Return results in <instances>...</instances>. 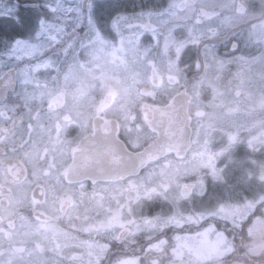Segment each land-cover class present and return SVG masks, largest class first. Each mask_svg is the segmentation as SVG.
<instances>
[{
	"label": "snow or ice",
	"instance_id": "snow-or-ice-1",
	"mask_svg": "<svg viewBox=\"0 0 264 264\" xmlns=\"http://www.w3.org/2000/svg\"><path fill=\"white\" fill-rule=\"evenodd\" d=\"M227 37L231 60L214 48ZM201 50L218 73L237 65L236 86L226 93L219 74L193 85L198 97L208 88L212 110L187 114L198 121L189 168L175 96L161 98L187 94L181 65ZM253 75L264 79V8L243 0H140L132 11L123 0H0V264H160L165 254L170 264H216L233 250L225 233L185 225L235 222L257 202L187 215L178 203L204 191L203 172L223 182L245 163L238 153L264 151V121L234 119L264 112V91L246 89ZM105 160L116 167L98 181ZM190 174L196 185L183 182ZM253 177L264 183V163L245 170ZM248 232L264 234V216ZM249 251L264 254V242Z\"/></svg>",
	"mask_w": 264,
	"mask_h": 264
},
{
	"label": "clouds",
	"instance_id": "clouds-1",
	"mask_svg": "<svg viewBox=\"0 0 264 264\" xmlns=\"http://www.w3.org/2000/svg\"><path fill=\"white\" fill-rule=\"evenodd\" d=\"M147 2V0H145ZM240 0H237L239 3ZM246 5L249 4L256 6V12L258 13L264 8V0H243ZM241 28L238 27L236 32H240ZM230 37L218 40L214 42L215 53L218 57L231 60L230 52L233 51L228 48L227 40ZM241 52L254 53L259 55L260 52L250 46H241ZM241 53H236L240 55ZM195 63L196 67H193ZM183 75L186 79L182 80V86L186 91V95H176L180 88H172L165 92L162 100H167L173 96L176 99V125L173 127V131L178 133L179 127L184 128L185 147L182 151L184 158V164L186 167H191L194 163L192 160V152L195 150V145H189L188 141L195 139L196 132L198 130V121L193 116V120L190 124L187 123L186 117L189 112L194 113L197 108H202L206 111H211L210 107V93L207 87L201 90V95L198 97L195 94L193 85L196 84L205 74L209 77H215L217 74L221 76V79L214 81L219 87L223 88L226 93H230L231 89L236 86V81L233 78V74L237 71V65L235 63H229L225 66L222 72L218 73L216 63L209 57L205 60L203 50L196 57L195 61L188 64L181 65ZM246 89L250 90L254 95L264 91V79H261L257 75H253L249 78V82L246 84ZM234 119L240 121H264V112L254 111L250 114H240ZM143 124V121H141ZM135 137V132L132 134ZM145 137H151L155 139L153 134L149 131L145 125L144 133ZM201 136H203V130H201ZM163 133L161 131L160 139H163ZM216 142L220 141V136L215 137ZM144 141H142V145ZM240 160H244L245 163L241 165L230 166L225 173V179L223 182L213 180L206 172H203V178L205 181V189L200 191L199 187L192 189L190 197L185 200H181L178 203V208L184 214H195L198 211H202L209 207H215L217 204H241L243 205L248 200H255L256 208L248 212L247 215L237 217L235 222L231 219H221L220 217L210 218L207 222H202L199 225H185L184 231L189 234H195L198 231H202L207 227L208 223H213L216 226L217 231L225 233L228 240L232 243L233 250L226 255L222 256L216 264H264V254L253 255L250 253L249 248L253 244L264 242V234L250 235L248 232L249 227L255 222L257 217L264 216V204L260 203L259 198L264 196V183H260L254 177L252 179H245L244 173L246 169H251L255 173L261 163H264V151L252 153L247 156H243ZM255 161V163H252ZM127 161L122 162L121 166L126 164ZM103 167L105 168V174H97V180L103 181L110 174V169L116 167L104 161ZM197 177L188 175L185 177V183L190 185L197 184ZM175 189L170 193V197L175 195ZM47 209V206H42ZM167 211V209H165ZM79 223V222H77ZM67 227V222H63ZM215 233L209 235V239L215 240ZM145 264H149V261H145ZM160 264H170V259L167 254L160 257Z\"/></svg>",
	"mask_w": 264,
	"mask_h": 264
},
{
	"label": "flooded vegetation",
	"instance_id": "flooded-vegetation-1",
	"mask_svg": "<svg viewBox=\"0 0 264 264\" xmlns=\"http://www.w3.org/2000/svg\"><path fill=\"white\" fill-rule=\"evenodd\" d=\"M124 1H126V3H124V4L126 5V7H127V9L129 11L134 10V5H138L140 3V0H124ZM249 7L251 9L256 10V6L255 5L249 4ZM69 134L73 135L74 133L70 130ZM243 156H244V153H243V151H241L240 153L237 154L236 158L240 159ZM25 212H26V214H30L31 210L30 209H25ZM61 226L62 227H66V225H64V224H62Z\"/></svg>",
	"mask_w": 264,
	"mask_h": 264
},
{
	"label": "trees",
	"instance_id": "trees-1",
	"mask_svg": "<svg viewBox=\"0 0 264 264\" xmlns=\"http://www.w3.org/2000/svg\"><path fill=\"white\" fill-rule=\"evenodd\" d=\"M123 3H126V1L123 0Z\"/></svg>",
	"mask_w": 264,
	"mask_h": 264
}]
</instances>
